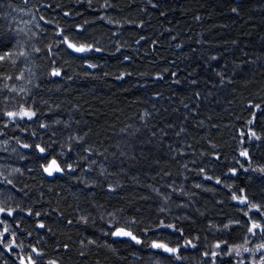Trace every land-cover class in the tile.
<instances>
[{
  "label": "trees",
  "instance_id": "1",
  "mask_svg": "<svg viewBox=\"0 0 264 264\" xmlns=\"http://www.w3.org/2000/svg\"><path fill=\"white\" fill-rule=\"evenodd\" d=\"M21 50L0 62V264H261L264 0H0V54Z\"/></svg>",
  "mask_w": 264,
  "mask_h": 264
},
{
  "label": "snow or ice",
  "instance_id": "2",
  "mask_svg": "<svg viewBox=\"0 0 264 264\" xmlns=\"http://www.w3.org/2000/svg\"><path fill=\"white\" fill-rule=\"evenodd\" d=\"M21 31H23V29H21ZM65 42H67V38H65ZM68 47L69 48H72L74 49L76 52H89V51H92V48L91 47H86V46H77L75 44H72V43H68ZM97 51H99V49H96ZM34 51H39V49H34ZM20 56V57H27V53L25 51H19V53L17 54L15 51H8V52H4L3 54H0V62H4V61H8V62H11V63H15L16 60L14 59L15 56ZM91 66V65H90ZM52 75H60L59 71H56V72H53ZM22 78V76L20 77ZM8 79H11V77H8ZM13 91H15V89H12ZM6 115H8L9 117L15 119L17 117H19L20 119H23L25 117H27L28 119H32L34 116H35V112L29 110V109H22L21 111L19 112H8L6 113ZM253 136H255V133H252ZM24 147H29V145H24ZM39 148V151L40 152H44L45 149L44 148H41L39 146H37ZM241 155H247V153H241ZM53 164H55V161H53ZM55 171H61V169L59 168V166L57 165L54 169ZM45 171L48 172L49 175H52V170H50L49 168H45ZM261 171H264V169H261ZM219 182V181H217ZM8 183H11V181H8ZM233 199H238L237 197L233 196ZM245 199H241V203H244L245 202ZM251 208L252 209H256L257 211H259V206L258 205H251ZM5 211H8V215H11V211L10 210H6L4 208H0V213H3ZM262 216H264V213H261ZM41 227H43V225H41ZM259 230V232L261 234H264V225H261L260 223L256 222V221H253L252 222V225L251 227L248 229L249 232H251L253 235H256V230ZM5 232L8 231L7 228H5L4 230ZM115 235L117 236H127V237H130V239L132 240H136L137 238L131 233V232H128V231H124L123 229H121L120 231H117L114 233ZM2 235V234H0ZM137 243H139V241L137 240ZM189 244H191V242L189 241ZM152 247L154 248H162L164 249L165 251L167 252H170V253H175L177 250L176 249H172V248H168L167 245L165 244H159V243H153L152 244ZM192 247H195V245H192ZM217 248L220 247L219 244L216 245ZM260 249H264V244H260L257 248V250L259 251ZM33 251H35V249H33ZM233 251L236 252L237 255H240V252H239V249L236 248V249H233ZM244 251L247 252V251H250L248 248H244ZM37 255H39V253H37ZM215 255V253L213 254ZM229 255H231V253H229ZM28 261H29V264H35V261L32 260V257L29 256L28 257ZM261 264H264V259H262L261 261Z\"/></svg>",
  "mask_w": 264,
  "mask_h": 264
},
{
  "label": "rangeland",
  "instance_id": "3",
  "mask_svg": "<svg viewBox=\"0 0 264 264\" xmlns=\"http://www.w3.org/2000/svg\"><path fill=\"white\" fill-rule=\"evenodd\" d=\"M27 75H29V76H31V78H33L32 77L33 73H31L30 70H27ZM29 87H30V82L27 81V87H25L24 90L25 91H29L30 90ZM7 166L9 168L16 169V167L11 165L10 163ZM11 176L13 177L12 173L10 174V176H8V178H10ZM8 178H6V179H8ZM11 199H12V197L10 195V192H9L8 188L7 187H2V189L0 188V201L2 200V203L4 205L9 206L10 203H11ZM8 227H10V226L8 225ZM117 231H120V230H117ZM117 231H114V232H117ZM250 235H251V237H250L251 239H250L249 244H247V247L250 250V251H247V260H249L250 263L251 262L253 263L255 261H260V260L264 259V249H260L259 251L257 250V248H258V246L260 244H264V234H261L259 232V230L257 229L256 230V235H253L251 232H250ZM159 244H163V243H159ZM167 247L170 248L169 246H167ZM155 249L161 250L164 253H168V254H177L178 251H179L178 248H172V249H176L177 250L175 253L167 252V251H165L162 248H155Z\"/></svg>",
  "mask_w": 264,
  "mask_h": 264
},
{
  "label": "water",
  "instance_id": "4",
  "mask_svg": "<svg viewBox=\"0 0 264 264\" xmlns=\"http://www.w3.org/2000/svg\"><path fill=\"white\" fill-rule=\"evenodd\" d=\"M67 42L70 43L68 40H67ZM68 43H67V45H68ZM73 50H74V49H73ZM74 51H75V50H74ZM77 53H81V52H77Z\"/></svg>",
  "mask_w": 264,
  "mask_h": 264
}]
</instances>
